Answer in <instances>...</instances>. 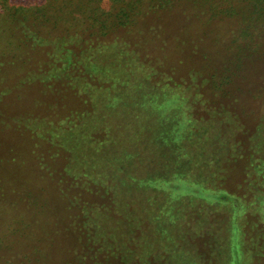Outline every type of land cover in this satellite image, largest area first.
Instances as JSON below:
<instances>
[{
  "label": "rangeland",
  "instance_id": "rangeland-1",
  "mask_svg": "<svg viewBox=\"0 0 264 264\" xmlns=\"http://www.w3.org/2000/svg\"><path fill=\"white\" fill-rule=\"evenodd\" d=\"M89 1L30 43L0 16V264H264L263 21L172 0L90 39Z\"/></svg>",
  "mask_w": 264,
  "mask_h": 264
},
{
  "label": "trees",
  "instance_id": "trees-1",
  "mask_svg": "<svg viewBox=\"0 0 264 264\" xmlns=\"http://www.w3.org/2000/svg\"><path fill=\"white\" fill-rule=\"evenodd\" d=\"M55 1H59V0H55ZM100 1L90 0L88 4H83V3L78 4L80 5L78 6V8H80L81 10L78 11L80 12V14L82 15H84L83 13H85V15L89 14L88 19L85 21L86 27L88 24L89 27L86 30H84V33L90 31L89 33H87L90 35V39H93L94 37L98 39L99 35H108L110 31H113L115 28L122 27L123 25H127L128 24L127 22L132 23L131 20L132 16L134 17L136 15L148 14L150 10L153 9L167 10L171 8L168 5H172L170 4L172 0H114L115 5H113V8L116 9L118 6L119 7L116 9V11L113 10L112 8L111 11L107 12L101 8ZM227 1H228L227 3H229L230 5L227 8H231L227 10H231L232 13L236 15V17L238 16L237 18H241V22L243 23L241 28L244 34L247 35L251 29H255L256 27L255 25L257 23H260L259 21H263L262 24L264 25V0H227ZM51 2H53V0H46V3H43L40 6L37 5L33 6V5L19 4L16 3L14 0H0V7H1L0 16L3 17L2 19L4 20L5 23L12 25L11 28L13 30H17V31L19 30V32L23 33V35L28 36L29 34L32 35L35 34V36H37L38 33H36L33 30H36L37 24L35 23L39 18L32 19L33 18L32 16H36V15L43 16L42 15L43 13L46 14V12L49 9L53 8L51 6ZM82 2L85 3V1ZM187 2H190L195 6L201 5L199 4V0H188ZM239 3H244L243 7L245 8L246 6L248 8L249 14L247 12V14L244 15L245 14L243 13L244 9L241 10V15L239 14L237 9V5H239ZM209 11L210 12L215 11V7L214 6L210 7ZM110 15L115 16V20L111 21L112 23L109 21L110 20L109 18H106ZM121 15L123 18L121 17ZM22 23H24L25 25L23 24V26H26V28L29 29L32 33L28 34L27 31L29 30H24L25 27L23 26L21 27ZM86 27L82 26V29H85ZM82 29H80V31L78 30L77 35H80V33L83 32ZM29 40L33 41L30 35L28 36V42ZM253 40L254 39H252L251 42L247 43L248 45L250 44L249 45L250 48L253 44L252 43ZM22 43L27 45L30 42L27 43V41H25L24 39V42L22 40Z\"/></svg>",
  "mask_w": 264,
  "mask_h": 264
}]
</instances>
